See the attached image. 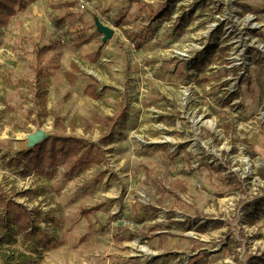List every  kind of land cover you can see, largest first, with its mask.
Instances as JSON below:
<instances>
[{
    "label": "rangeland",
    "instance_id": "obj_1",
    "mask_svg": "<svg viewBox=\"0 0 264 264\" xmlns=\"http://www.w3.org/2000/svg\"><path fill=\"white\" fill-rule=\"evenodd\" d=\"M79 2L21 0L0 28V197L27 205L40 227L35 236L5 227L0 204V249L31 264H264V214L229 238L253 195L220 162L231 169L249 155L261 166L264 157V0ZM96 17L115 29L111 39ZM83 35L93 40L79 49ZM91 82L101 98L85 93ZM53 136L96 147L85 165L63 162L53 176L10 164ZM219 216L236 219L227 232L214 226Z\"/></svg>",
    "mask_w": 264,
    "mask_h": 264
},
{
    "label": "trees",
    "instance_id": "obj_2",
    "mask_svg": "<svg viewBox=\"0 0 264 264\" xmlns=\"http://www.w3.org/2000/svg\"><path fill=\"white\" fill-rule=\"evenodd\" d=\"M21 5V0H0V27L6 26L9 24L10 20L16 16L18 12V7ZM244 9L252 10L253 8L248 5L242 6ZM167 4H163L160 10L159 20L163 21L166 19ZM162 13V14H161ZM93 40L92 35H83L80 36L76 42V47H81L85 44L90 43ZM56 47V44L43 46L37 50V56L41 58L44 54L53 50ZM215 50H212L211 53H214ZM76 64H73V69L66 73V76L70 82H74L76 69ZM45 93V92H44ZM93 97L98 98V94H91ZM227 98V103L230 102V99L238 96V92H232ZM108 121L114 120V118L108 117ZM113 133L106 134L104 139L111 141ZM96 147V144L91 143L83 138H77L73 136H53L44 139L42 142L35 144L26 150H21L18 152L17 157L13 158L10 161V164L21 165L26 163L27 172L30 174L32 171L44 172L48 171L52 176L53 174L49 172L48 169L54 171L58 164L63 162H70L71 165H85L86 156L89 151ZM83 148L87 150L81 152ZM99 148V147H98ZM100 160H97L99 162ZM70 169H74L73 166H70ZM264 175V172H261ZM229 180L233 183L234 181L238 183L236 175L229 174ZM263 200H257L253 203V209L256 211L246 210L247 216L251 221L255 220V216L264 214V205L262 204ZM0 204L3 208L4 214V224L5 227L11 228L12 224H15L18 227L19 233H28L31 236H35L40 227L34 212L24 203L16 200L13 195L7 193L2 194L0 197ZM101 205H96L91 208H86L83 210V214L88 216L90 213L98 211ZM157 210V209H156ZM214 225L219 227L223 224L222 220H214ZM30 230V231H29ZM7 242V238L0 240V245ZM8 248L0 249V264H31V259L26 255L22 254L19 258L15 257L13 254H10ZM256 257V256H254ZM257 258V257H256ZM260 258V257H259ZM258 258V259H259ZM262 262L264 260L260 258ZM203 260H198L196 264L202 263Z\"/></svg>",
    "mask_w": 264,
    "mask_h": 264
},
{
    "label": "built area",
    "instance_id": "obj_3",
    "mask_svg": "<svg viewBox=\"0 0 264 264\" xmlns=\"http://www.w3.org/2000/svg\"><path fill=\"white\" fill-rule=\"evenodd\" d=\"M80 5L82 8L84 7H89L91 6L93 3L90 0H80ZM264 122L261 119V123ZM253 125H251L250 128H252ZM212 138V137H211ZM138 141L140 143V145H146L147 142L145 140V138L139 137ZM212 139L209 140V142H211ZM240 152H244L246 150V147L244 145H239L238 146ZM221 159V157H220ZM222 164H224L225 168H228V170L225 169L226 173L229 174H234L237 177L238 183L243 186V188H247L246 192L249 195H253V197L251 198H247L248 201H252L254 199H257V197L259 198V196L262 198H264V193H262L261 188L264 187V175H261V170H264V157L259 159L256 163L260 164L261 166L255 165L253 159L248 155L246 156L243 160H241L242 165L241 166H234L233 168H229L226 165V162L224 161H220ZM261 167H263L261 169ZM250 193H249V190ZM246 197V196H245ZM258 199V200H261ZM255 202V201H254ZM242 209V208H241ZM245 213L244 210H241V216H240V225H238V231L239 229H244L246 230L249 226L247 225V223L245 222ZM254 228H257V226H253Z\"/></svg>",
    "mask_w": 264,
    "mask_h": 264
},
{
    "label": "crops",
    "instance_id": "obj_4",
    "mask_svg": "<svg viewBox=\"0 0 264 264\" xmlns=\"http://www.w3.org/2000/svg\"><path fill=\"white\" fill-rule=\"evenodd\" d=\"M92 1V0H91ZM101 1V3H102V5H104L105 6V8H111V7H113L114 5H116V0H100ZM131 1V0H130ZM18 14V13H17ZM16 14V15H17ZM16 16H14V18H15ZM12 20V19H11ZM11 20H10V22H9V24L11 23ZM30 23V22H29ZM105 23V22H104ZM105 24H107V23H105ZM7 26V25H6ZM3 27H5V26H3ZM1 28V27H0ZM92 42V41H91ZM90 42V43H91ZM105 42V41H104ZM89 44V43H88ZM88 44H85V45H83V46H87ZM83 46H81V47H77V48H82ZM81 59V60H80ZM83 60V58H78V63L75 61L74 63L76 64V66H78V68H80V66H79V64H81V61ZM76 71V69L74 70V73H76L75 72ZM93 77V76H92ZM96 81H98V79H96L95 77H93ZM85 93L87 94V95H89L90 97H92V98H94V99H99V98H101L102 97V93H100V92H98V90H97V88H96V86H94V84H93V82H91V83H89L87 86H86V88H85ZM93 93H95V94H98L99 95V97L98 98H95V97H93L91 94H93ZM111 118H113V115L111 116ZM107 124L109 123V121L107 120V122H106ZM115 125H111L110 127L111 128H113ZM107 128H108V126H107ZM107 132V131H106ZM106 135V134H105ZM224 170H225V168H224ZM233 184V187H235V189H237V188H239V187H241V185L239 184V183H236L235 181L232 183ZM245 191V190H244ZM257 201L256 199H254V200H252V201H246L245 203H243L242 205H241V208L244 210V212H245V222L247 223V225L250 227V228H253V226H257V223H258V217L259 216H255V220L254 221H251V219H249V217L247 216V213H246V210H251V211H253V212H255L256 210L255 209H253V208H251V205L253 206V203H255V202ZM259 201V200H258ZM229 207V206H228ZM234 215V214H233ZM222 220L223 221V224L221 225V226H219V227H216L215 225V227L216 228H220V227H222V226H226V228H222L221 229V232H227L229 229H230V222L228 221V219L230 220H232V219H234L233 217H231V216H228V218L227 217H216L214 220ZM234 220H236V219H234ZM239 220H240V218L239 219H237L236 220V222H235V224H234V226H233V228L231 229L232 231H233V235H230V237L229 238H234V239H238V236L240 235V236H244L245 235V232H244V229H240L239 231L237 230V227H238V222H239ZM214 224V223H213ZM162 232H160V234H161ZM222 234V233H221ZM160 236V235H159ZM217 246L218 247H216L214 250L215 251H222L223 249H224V247L225 246H227V247H229L230 246V243H228L227 241L226 242H223L222 244H217ZM223 246V247H222ZM220 247H222V248H220ZM190 257H192V254L191 255H189ZM203 263H205L206 264V261L205 260H203L202 261V263H199V264H203Z\"/></svg>",
    "mask_w": 264,
    "mask_h": 264
},
{
    "label": "water",
    "instance_id": "obj_5",
    "mask_svg": "<svg viewBox=\"0 0 264 264\" xmlns=\"http://www.w3.org/2000/svg\"><path fill=\"white\" fill-rule=\"evenodd\" d=\"M95 25L97 31L102 34L103 41H107L114 36L115 29L112 26L105 24L99 17L95 18ZM32 144H34V141L31 142V145Z\"/></svg>",
    "mask_w": 264,
    "mask_h": 264
},
{
    "label": "bare ground",
    "instance_id": "obj_6",
    "mask_svg": "<svg viewBox=\"0 0 264 264\" xmlns=\"http://www.w3.org/2000/svg\"><path fill=\"white\" fill-rule=\"evenodd\" d=\"M37 137H38V135H32V136H29V139H30V141L32 142V141H34V139L37 138ZM31 142H30V143H31Z\"/></svg>",
    "mask_w": 264,
    "mask_h": 264
}]
</instances>
